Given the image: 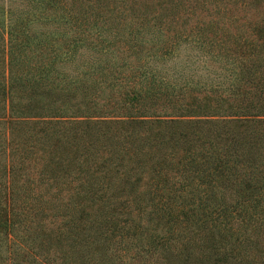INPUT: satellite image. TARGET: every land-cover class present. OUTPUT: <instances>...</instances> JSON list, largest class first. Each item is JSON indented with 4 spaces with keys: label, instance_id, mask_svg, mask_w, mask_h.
<instances>
[{
    "label": "trees",
    "instance_id": "obj_1",
    "mask_svg": "<svg viewBox=\"0 0 264 264\" xmlns=\"http://www.w3.org/2000/svg\"><path fill=\"white\" fill-rule=\"evenodd\" d=\"M0 264H264V0L0 5Z\"/></svg>",
    "mask_w": 264,
    "mask_h": 264
},
{
    "label": "rangeland",
    "instance_id": "obj_2",
    "mask_svg": "<svg viewBox=\"0 0 264 264\" xmlns=\"http://www.w3.org/2000/svg\"><path fill=\"white\" fill-rule=\"evenodd\" d=\"M6 4V0H0V5H5ZM15 7V5L13 4V8ZM53 26L52 25H42V26H38L37 28L42 29V30H49L51 29ZM179 57L184 58L186 55H190L193 58H198L196 64H199L200 66L205 64L207 67L211 68V69H215L216 71H220L221 68H219L218 65H221L219 63H215L213 62L208 56L203 55L202 53H199L196 51L195 48L192 47H186L184 45H182L179 50ZM178 60H180V58H172L170 60H167L165 64H162L160 61L157 62V67L158 68H165L169 70V67L173 66V64L175 65L174 67H178L180 65V63H178ZM172 69V67H171ZM170 71V70H169ZM199 72H201L202 74H204L206 71L205 70H199ZM198 72V73H199Z\"/></svg>",
    "mask_w": 264,
    "mask_h": 264
}]
</instances>
